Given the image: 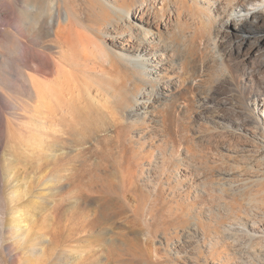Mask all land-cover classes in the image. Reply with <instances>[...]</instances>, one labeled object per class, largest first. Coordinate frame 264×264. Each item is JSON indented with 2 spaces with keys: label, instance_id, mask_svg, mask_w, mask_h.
Masks as SVG:
<instances>
[{
  "label": "rangeland",
  "instance_id": "374dc122",
  "mask_svg": "<svg viewBox=\"0 0 264 264\" xmlns=\"http://www.w3.org/2000/svg\"><path fill=\"white\" fill-rule=\"evenodd\" d=\"M97 1H77L79 24L67 22L61 0H0V240L5 227L21 228H10L0 264H47L49 256L104 264L106 248L121 247L120 233L149 246L161 264H264V131L240 120L221 128L199 107L201 91L223 99L215 81L226 73L224 51L264 28H221L228 16L214 12L215 0L132 1L166 39L162 75L177 85L167 106L170 135L159 137L147 117L137 128L125 120L132 105L122 109V82L131 81L130 100L143 83L156 84L129 72L130 62H112L121 50L107 40V25L87 26L103 5ZM41 4L43 21L33 13ZM262 101L246 104L264 128ZM166 104L154 110L164 113ZM216 111L233 117L228 103ZM104 205L113 216L100 223L107 243L95 242L91 227ZM198 229L202 237L176 250Z\"/></svg>",
  "mask_w": 264,
  "mask_h": 264
},
{
  "label": "bare ground",
  "instance_id": "6f19581e",
  "mask_svg": "<svg viewBox=\"0 0 264 264\" xmlns=\"http://www.w3.org/2000/svg\"><path fill=\"white\" fill-rule=\"evenodd\" d=\"M61 1L65 9L67 22L69 23L77 22L81 24L80 18H79V15H81L79 13L81 11L79 12L78 11L79 9L77 8L78 0H61ZM85 1H87L86 4H88L91 7L99 4L97 0H85ZM113 1L114 2L112 5H107V3H105L104 0L99 1L100 3L102 2L103 5L101 4L100 10H98L97 13H94L96 14L94 18H93V15L90 16L89 14L90 18L88 19L90 20V22L88 21L89 25L87 26L93 27V25L96 24L97 22L98 23L102 22V24L104 23V25H107V29H108L107 31L108 37H106L108 38L107 40L113 43L111 44L113 47H114V44H119V46L117 47L121 50V53L117 54L118 57L110 56L111 59L113 58L112 62H117V63L120 61L124 63H126V61L128 63L130 62L131 66L129 65L130 66V69L128 68L129 72H132L134 74L142 73L144 76L152 75V77L154 78V82L156 84L155 86L150 87L148 82L147 84L143 83L144 84L143 87L137 90L138 92H135L136 94L133 95L134 97L132 98V100H130L129 95H128L127 83L131 81L128 80L127 82V80H124L122 82L123 84L120 86L122 89V90L120 89L121 90L120 95L122 96L120 97L122 101L121 105L123 103L122 109L126 108L130 104L132 105L131 109L129 108V110L126 111L125 120L126 122H128V126L130 128L131 127L137 128L140 124V121H142L143 118L147 117V119L150 122H152L154 126L156 125L161 131L159 133V137L169 136L170 135L169 134V122L167 121L166 118L170 116V107L168 108L167 106L169 105V102L172 99L171 91L174 87L176 88L177 85L174 83L164 81L165 76L162 75L163 74L162 70H165L167 66L166 64L167 58L164 57L165 59H163L162 58L163 56L158 55V53L160 50L168 51L169 47L167 46V43L165 41L166 39L165 40L163 39V37L161 36V33H154V31L152 30L153 28V25L151 24L152 22H149V19H148L150 18L149 17L150 15L148 14L149 13L151 14V12L146 14L148 12L146 11V7L144 8L141 7L139 11L136 10V12H134L135 8H132L133 6H131V4H134L132 3V1H135V0H113ZM146 1L147 0H144L143 2L145 3ZM162 2H164V0ZM213 3H214L213 10L216 14L220 16V13H224L225 15L227 14L228 16L226 20H223L221 22V28H226V29L234 28L235 30L247 28L252 31L264 28V0H215V2ZM36 4L37 3H35V5ZM56 7H57L56 8L57 9L56 18H59L60 16L59 15V3H57ZM34 8H36V10L33 12L34 14H36L35 16H37L39 20L43 21L47 15L45 5L41 4ZM30 14L26 15L27 17H29V19H31L34 16L33 14L32 15ZM159 22H160V19L158 20V23ZM83 25H86V24H83ZM80 31L82 30L80 29ZM111 33H113L114 36H112ZM83 36L86 37L85 34ZM91 39H93V36H91ZM239 42H238V45L231 46L230 48L224 51L222 60L224 61V65L226 66V70H225L226 73L221 78H219L217 82L215 81V84L217 85V87L221 86L223 89L222 98L224 100L218 99V97L214 93L215 90H211V91L205 90L206 92L201 91V95H199V107H200L202 116H204L206 113H209L211 115L212 121L218 124V126L221 128L225 127V123L233 122L234 123L233 125H237V120H240L243 123H253L257 126L258 130L264 131L263 126L258 121V116H257L258 112H256L255 110L253 111L246 104L247 100L249 101V100H252L253 98L255 101L258 98H261L262 100H264V36L262 35L258 38H253L249 40L246 39V40L241 41L240 43ZM123 53L132 55L133 58L128 57V55H124ZM141 54L144 56L142 57ZM136 76L137 75H135L134 78ZM138 77H136L137 79L135 78V81L139 80L140 77L139 78ZM127 78L128 77H126V79ZM145 79H147V77ZM204 81L205 80L201 78L199 82H204ZM199 87H203V86H200V83H199ZM166 102L167 104H166V109H164V113H162V111L157 112L154 110L158 108L159 106H162V104ZM226 103H228V105H230L232 108L231 112H233L232 113L233 117L231 118H228L224 115L221 116L216 113L217 112L216 110L226 105ZM257 107H258L256 109L257 111H261L262 109H264V101H262L261 105H257ZM155 130L157 131L156 128ZM164 133L166 136L164 135ZM229 147L223 146L224 149H231ZM241 149L243 150V151L241 150L242 152H247L245 148H241ZM259 151H261V153L264 154V150H259ZM148 163L149 165L151 164V162H148ZM137 165L138 164H136V166ZM156 167H157V163L155 162V166L151 170H155ZM232 176H233L232 173L228 172L226 174V177H232ZM229 181H232V180H229ZM224 184H226V182H224ZM234 191H237L236 187L234 188ZM105 207L106 208H101L99 210L101 214H99L98 211L93 212V216L95 218H92L91 227L93 228V232L95 235L94 237L95 242H99V241H103L105 243L108 242V238L106 237V235H108L107 230H104V229L102 230V228L100 227V223L104 221L107 224V221L111 220L113 216H112V213H108V210H107L108 206H105ZM3 217L4 216L0 214V222ZM183 220L184 218L182 219V221ZM10 228L16 231L21 229L19 228V225L5 227L2 232V236L4 235V238L0 240V249L4 247L3 244L7 242L11 236ZM202 236L203 234L201 233L200 229L196 230L195 233H192V234L187 233V235H185L187 239H185L180 244V246H176L175 248H177L176 250L185 251L189 248V245L191 243L190 237L191 239L192 238L195 239L197 237H202ZM118 237L122 238L121 239L122 242L120 243L121 247L119 246L117 248L116 246L117 249L115 251H112L111 253L106 248V261L104 264H156V263L161 264L158 257H155V258L153 257L152 251L149 248V246L147 245L141 246L140 244L136 242V240H134L135 237L130 238L129 236L127 237L126 234H122V233H120V236ZM234 239L233 240H234L235 245L238 246L237 243L240 242L241 239H238V238L237 239L234 238ZM216 244H218L217 241L215 245ZM22 245L25 247L30 244H28V240L25 239ZM26 249L27 251L30 250V248H26ZM258 249H260V251L264 253V246ZM44 259H45V262L48 261L47 264H67V262L62 261L64 259H62L60 256H57L55 258L53 257L50 258L49 256Z\"/></svg>",
  "mask_w": 264,
  "mask_h": 264
}]
</instances>
